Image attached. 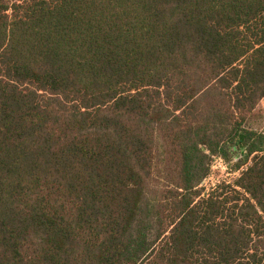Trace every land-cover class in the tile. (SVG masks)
I'll return each instance as SVG.
<instances>
[{"label": "trees", "instance_id": "1", "mask_svg": "<svg viewBox=\"0 0 264 264\" xmlns=\"http://www.w3.org/2000/svg\"><path fill=\"white\" fill-rule=\"evenodd\" d=\"M263 97L264 0H0V264H264Z\"/></svg>", "mask_w": 264, "mask_h": 264}, {"label": "rangeland", "instance_id": "2", "mask_svg": "<svg viewBox=\"0 0 264 264\" xmlns=\"http://www.w3.org/2000/svg\"><path fill=\"white\" fill-rule=\"evenodd\" d=\"M244 116L242 127L253 129L256 131L264 130V97L260 98L253 109L250 112H241ZM238 120L241 119V115L237 112ZM242 157L237 154L232 161V165L242 161ZM250 160L246 164H243L239 170L233 171L229 167L231 164H226L221 158H216L210 163L208 176L201 182L199 187L202 189L201 196H206L213 188L221 182H231L238 177L240 171L244 169ZM162 183V182H161ZM164 185V183H162Z\"/></svg>", "mask_w": 264, "mask_h": 264}]
</instances>
